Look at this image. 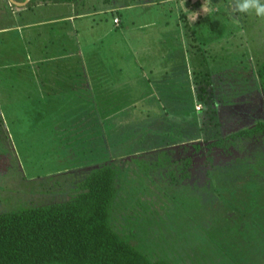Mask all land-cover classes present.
<instances>
[{"label": "rangeland", "instance_id": "rangeland-1", "mask_svg": "<svg viewBox=\"0 0 264 264\" xmlns=\"http://www.w3.org/2000/svg\"><path fill=\"white\" fill-rule=\"evenodd\" d=\"M229 5L230 0H79L73 4L30 3L20 14H15L14 8L2 9L0 26L12 30L0 35V214L66 201L91 169L111 165L123 200L118 206H127L118 211L120 226L125 225V233L129 229L135 233L132 224L147 225V233L153 236L141 234V245L137 247L148 256L152 244L158 251L165 229L154 222H143L138 214L143 212L152 220L150 211L154 210L158 219L164 220L165 228L172 229V218L170 222L166 217L179 203L178 199L172 202V194L188 189L190 193H201L202 201L210 197V187L205 183L208 175L202 169L207 157L194 145L204 146L218 138L217 134L250 128L264 120L239 117L243 115L231 118L230 111L240 104L243 110L252 106L253 113L264 106L256 76L259 62L264 60V21L233 14ZM70 15L75 17L72 22L57 20ZM115 16L120 17L118 34L112 31ZM26 24L38 26L23 30ZM14 27L18 31H13ZM53 35H61L65 45L70 46L68 59L48 52L57 47ZM29 37L40 41L39 45L34 40L25 43ZM116 41L120 50L126 49L124 58L114 46ZM156 46L161 49L158 51ZM31 48L40 51L38 60L43 62L39 69L54 71V92L61 95L58 99L39 100L41 109L22 89L27 86L23 72L32 63L25 60ZM162 48H169L168 64L166 59L160 60L159 54L167 52ZM18 57L24 59L23 66L10 61ZM93 57L110 64L126 60L121 65L125 76L118 83L111 85L108 80L117 77L108 75L99 79L109 88L119 84V95L107 89L98 93L95 81L89 85V92L84 91V81L78 82L77 74L72 76L71 70L77 71L82 59L86 63ZM6 61L10 64L3 67L1 63ZM84 63V68L88 67ZM105 70L113 75L110 68ZM42 77L49 76L45 72ZM11 89L13 92H9ZM211 94L217 96L219 109H215ZM232 151L239 157L216 152L213 163L224 167L225 176L245 177L250 172V177L263 183L262 176H254L247 160H263L264 151L261 155L249 148L242 152L247 155ZM189 158L195 160L185 170L191 179L181 181L182 168ZM238 159L246 164H239ZM228 180L223 176L222 183ZM207 199L213 209L218 208L215 195ZM137 201L151 210L130 209ZM211 217L213 220L214 212ZM198 233L195 239L202 242V234ZM129 239L135 242L138 235ZM195 250L184 248L190 261L192 255L197 257V264L209 261L208 253ZM166 253L161 248L158 257Z\"/></svg>", "mask_w": 264, "mask_h": 264}, {"label": "trees", "instance_id": "trees-1", "mask_svg": "<svg viewBox=\"0 0 264 264\" xmlns=\"http://www.w3.org/2000/svg\"><path fill=\"white\" fill-rule=\"evenodd\" d=\"M54 1L74 3L77 0ZM256 76L264 96V60L259 62ZM210 98L214 100L212 94ZM263 127L264 122H259L252 129L220 138L213 146L225 148L239 138L264 132ZM236 161L246 164L243 159ZM247 161L250 169H254V176L264 179V159L258 158L256 163ZM221 166L206 172L205 181L210 187V197L217 198L218 208L210 206L209 196L202 201L201 193H190L188 189L176 192L171 199L172 202L178 199L179 203L168 213L170 219L165 211L168 221L172 218V229H166L164 220L158 219L156 211H150L144 202L130 205L134 211L136 208L150 211L152 220L143 212L138 214L139 218L143 222H154L166 231L161 234L158 251L153 244L148 249L150 256L137 247L141 245V234L153 236L147 233V225L132 224L135 233L130 229L125 233V225L120 226L118 211L127 206H118L123 200L119 197L116 170L111 165H103L91 169L66 201L0 214V264H197V257L192 255L193 263L190 256H186L188 252L184 248L187 246L210 255L208 262L202 260L200 264H217V261L264 264V182L250 177V172L246 178L225 176ZM223 176L229 179L226 184L222 183ZM182 221L188 222L182 224ZM198 232L202 234V242L195 239ZM131 235H138V239L132 242ZM161 248L167 250L162 258L158 257Z\"/></svg>", "mask_w": 264, "mask_h": 264}, {"label": "crops", "instance_id": "crops-1", "mask_svg": "<svg viewBox=\"0 0 264 264\" xmlns=\"http://www.w3.org/2000/svg\"><path fill=\"white\" fill-rule=\"evenodd\" d=\"M0 1H1V4L3 5L4 4L3 3V0H0ZM21 1L22 0H10V4L16 6L14 8L15 11L18 10L17 7H19V6L22 5L21 4ZM26 1H28V0H26ZM70 4H73V3H70ZM0 7H1V5H0ZM88 15L87 14L86 15L84 14V17H86ZM77 16H81V15L77 14ZM74 19H75V17H73V16L70 15V17L59 18L57 20L59 22H64L65 23L67 21L72 22ZM114 19H117V22L116 23H114ZM113 24L116 27H114V29L112 31H115L116 34H118L117 31H119L121 29L120 28V17L115 16L113 18ZM37 26L38 25H35V24H26L25 27H23L22 29L24 30V29H29L31 27H37ZM118 28H120V29H118ZM10 30H12V28L0 26V35L1 34H4V33H7ZM14 30L15 31H18V29H16L15 27L13 28V31ZM53 36H54V41H57V47L54 49V52H51V49L49 48L48 52H50L52 54L59 53L60 54L59 57H63V58L68 59L69 57H67V56H71L70 54H72V53H69L70 46L69 45H65V40H63V38L60 37L61 35H58V36L53 35ZM31 37H29L30 39H28V41L25 40V43H32V40H34L33 41L34 44L35 43H38V45H39V42L40 41L39 42L38 41L35 42V38L33 37V39H32ZM180 44L183 47V49L186 51V47H184L183 42H181ZM47 45H51V44L48 43ZM114 46H115V48L117 47V41L114 43ZM156 47H157L158 51L161 49V48H158V46H156ZM159 47H162V45L159 46ZM122 48H125V47H122ZM122 48L120 50L117 47V50L122 53V55L120 56V58H124V53L123 52L126 51V49H122ZM31 49L32 50H30L26 54L27 56H25V58L27 57L25 60L26 61H32V63H28L27 64V67H28L27 70L25 69V71L23 72V77H24V82L23 83H26L27 86H26V88H22V89H23V94L24 95L26 94V97H28L29 99H34V101L36 102V107H40V109H41V105L39 104V100H42V99H47V100H49V99H58L59 97H61V95H59L56 92H54V90L57 88L56 86L52 85V84L56 83L55 80L57 79L56 76H55V78H53L54 76L52 77V75H51V74H54V71L53 72H50L48 70L47 71L44 70V69L42 70V68L39 69V67H41L40 66V62H43V61H41V59L38 60L40 51H39L38 48H36L37 49L36 52L33 51V48H31ZM162 50L163 51L166 50L167 52H166V54L163 53V55L162 54H159L160 55L159 57L162 58L160 60L163 61V60L166 59V62H167L169 48H162ZM175 51L176 50H174L173 52H175ZM78 53H80V52H78ZM91 60H93V61L88 60L86 63H84V60L82 59L81 60L82 63H80L77 66L78 70L75 71V72H74V70H71L72 76H75L77 74L75 77L76 78H79L78 82L84 81V89H82V90L89 92V90H88L89 85L91 86V84L93 83V81H95V82H97L96 86L98 87V89L96 91H98V93H102L105 89H107V90H105L106 92H108V93H110V92L115 93L116 96L119 95V93H121V88L119 87V84H118V86H110V88H109V87H107V84L105 82H102L101 80L99 81V79L102 78V76L105 77V76L108 75L107 77H113V78L114 77H117L116 80H114V79L113 80H108L111 85H115L116 83H118L120 81V78L123 77V76H125V75H122L121 65L125 64V61L126 60L124 61V63H121V64L117 63L116 61H114L115 63H112V64H110L108 62L107 63H104L103 61L98 60L95 57H93V59H91ZM10 61L12 63L19 64L20 66H23V64H21V63L24 61V59L22 57H18V58H15V59H10ZM91 62H93V64L90 65L89 63H91ZM6 63H8V62L7 61L6 62H3V63H1V65H4L3 67H6ZM83 63L86 64L88 67L84 68L85 65H83ZM8 64H10V63H8ZM167 64H168V62H167ZM153 66H154L153 63H150V67L153 68ZM133 67H134V65H133ZM106 68H110L111 69V73H113L112 76H110L109 74H107V71L105 70ZM133 69H135V68H133ZM45 72H47V75L49 77H42V75ZM89 74H90V76H89ZM1 77L2 76L0 74V78ZM75 83H77V82H74V84ZM47 88L49 89V91L46 90ZM74 88L77 89V90H79L78 89L79 86H77V85H75ZM102 89H104V90H102ZM124 89L126 90V88H124ZM36 91H38V92H36ZM5 92H6V95L8 96L9 95L8 90L5 91ZM9 92H13V90L11 89V90H9ZM0 93H1V90H0ZM58 93H61V91L58 92ZM124 93L126 94L127 92L124 91ZM125 94L123 95V97H126ZM63 96L66 97L65 95H63ZM62 108L63 107H60V108L56 107V109H59V110H61ZM62 113H64V112H62Z\"/></svg>", "mask_w": 264, "mask_h": 264}, {"label": "flooded vegetation", "instance_id": "flooded-vegetation-1", "mask_svg": "<svg viewBox=\"0 0 264 264\" xmlns=\"http://www.w3.org/2000/svg\"><path fill=\"white\" fill-rule=\"evenodd\" d=\"M78 2H79V0H77ZM76 1V2H77ZM55 1L54 0H28V1H26V0H22L21 1V6H19V7H17L18 8V10L17 11H15V10H13V12L15 13V14H20L21 13V11H25L26 9H27V7H29V5H30V3H54ZM3 5L1 4V1H0V5H1V7H0V11L2 10V9H4L5 11H7V9H9V11L11 10V8L13 9V8H15L16 6H14V5H12V4H10V0H3ZM115 4H113V6H114ZM116 7L118 6V7H121V5L120 4H117L116 3V5H115ZM260 88V87H259ZM213 89H214V87H213ZM213 89H212V91H213ZM261 91V90H260ZM262 92V91H261ZM212 98H214V100H213V102L215 103V106H217L215 109H219L220 107H218L219 105H217L218 104V102L216 101V99H217V96L216 95H212ZM220 100V99H219ZM263 101H262V104H264V96H263V99H262ZM213 103V104H214ZM243 104H240V105H238V107L236 108L237 110H235V111H230V113H233V115H231V118H235V117H238L239 115H245L244 117L243 116H239V117H242L243 119H245L246 118V120H247V117H249L250 119H249V121L251 120H254V119H259L260 117H263L264 118V106H262V107H258V111H256L255 113H253V111L251 112V107L252 106H250L249 107V109L248 110H243V107H239V106H242ZM212 106V105H211ZM248 107V106H247ZM259 108H260V110H259ZM210 110L212 111V112H214L215 110H212L211 109V107H210ZM239 111V112H238ZM244 111H245V113H244ZM209 112V111H208ZM211 115H212V113L211 112H209ZM220 113V111L218 112V114ZM210 115V116H211ZM236 119V118H235ZM246 120H245V122H246ZM259 122H264V120L263 121H257L256 123H254V125L252 126V127H250V128H243V129H252V128H254L256 125H257V123H259ZM217 124H218V120H217ZM219 126V125H218ZM220 129H223V128H220ZM263 129H264V127H263ZM224 130V129H223ZM240 130H242V129H240ZM237 131H239V130H237ZM237 131H232V132H230V131H228L225 135H220V136H218L219 134H217V137L218 138H216V137H214V139L212 140V142H210L209 144H205L204 146H201V144H195L194 145V149L197 151V152H201V150H204L205 151V156L207 157L205 160H204V163L202 164V166H203V168L202 169H204L205 170V172H208V171H210L212 168H213V165H218V163L216 164V163H213V162H215L216 161V159H215V156H217V154H214V153H216V152H221V153H228V152H230V155L229 156H236L237 154L236 153H234L233 151H232V149H234V150H236L237 151V153L239 154V152L242 154V155H247V154H244V153H242L243 151H244V148L245 149H250L252 152H257L258 151V153H259V155H261V154H263V151L264 150H261V148L262 147H264V132H261V133H258V134H255V135H252L250 138H239V139H237L236 141H234L231 145H229V146H227V147H225V148H220V147H217V146H213V143L214 142H216V141H218L220 138H224V137H226V136H229L230 134H232V133H235V132H237ZM224 132V131H223ZM216 135V134H215ZM192 143V142H191ZM257 147H261V148H257ZM227 151V152H226ZM239 151V152H238ZM237 158L239 157L238 155L236 156ZM194 158V157H193ZM205 158V157H204ZM196 159H198V158H196ZM213 160V161H212ZM194 159L192 160V159H188L186 162H185V166H184V169L182 168V172H181V181H185V180H189V179H191V175L188 173V172H185V170H186V168H188V166H190V164L192 163V165L194 164ZM198 161V160H197ZM200 162V161H199ZM206 164H207V166H206ZM201 165V164H200ZM188 170V169H187ZM185 174H188L189 176L188 177H184V175ZM193 178H194V176H193Z\"/></svg>", "mask_w": 264, "mask_h": 264}, {"label": "clouds", "instance_id": "clouds-1", "mask_svg": "<svg viewBox=\"0 0 264 264\" xmlns=\"http://www.w3.org/2000/svg\"><path fill=\"white\" fill-rule=\"evenodd\" d=\"M229 6L233 14L252 15L264 21V0H230Z\"/></svg>", "mask_w": 264, "mask_h": 264}, {"label": "built area", "instance_id": "built-area-1", "mask_svg": "<svg viewBox=\"0 0 264 264\" xmlns=\"http://www.w3.org/2000/svg\"><path fill=\"white\" fill-rule=\"evenodd\" d=\"M114 22L116 23L117 22V19H115Z\"/></svg>", "mask_w": 264, "mask_h": 264}]
</instances>
